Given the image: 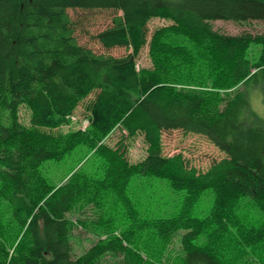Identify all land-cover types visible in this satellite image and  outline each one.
<instances>
[{"label": "trees", "instance_id": "16d2710c", "mask_svg": "<svg viewBox=\"0 0 264 264\" xmlns=\"http://www.w3.org/2000/svg\"><path fill=\"white\" fill-rule=\"evenodd\" d=\"M69 9L112 11L92 37L126 54L81 44ZM154 17L170 23L147 39ZM215 20H264V0H0V264H264V110L250 103L260 92L264 106V34ZM82 103L85 128L60 130ZM175 129L222 157L200 170L165 154ZM138 134L146 155L130 162ZM70 155L53 182L49 162ZM76 228L92 238L77 256Z\"/></svg>", "mask_w": 264, "mask_h": 264}, {"label": "rangeland", "instance_id": "374dc122", "mask_svg": "<svg viewBox=\"0 0 264 264\" xmlns=\"http://www.w3.org/2000/svg\"><path fill=\"white\" fill-rule=\"evenodd\" d=\"M69 14L76 20H80V27L76 31L78 41L88 47H91L98 53H108L114 56H121L126 54L124 47H115L111 49H105L101 44L92 36L100 30L107 27L111 21L112 11L107 10H71ZM170 20L162 17H154L147 23L149 39L151 33L156 28L169 24ZM214 29L227 34H240L250 33L251 35L264 34V20H250L246 22H234L226 20H215L212 21ZM137 67H147L151 65L150 56L148 52V46L145 45L136 57ZM251 106L256 112H262L264 106H262L261 93L258 92L256 95L251 94ZM83 103L78 106L73 117L71 126H62L60 130L66 131L69 128H85L86 120L83 111ZM20 119L22 122H27L28 111L25 108L20 109ZM119 138L118 131H114L108 138V142L113 145ZM162 148L165 154H173L176 152H182L184 156L189 160L191 165L205 170L214 161L222 157V153L210 143L204 136L199 134L187 133L180 129L164 132L162 134ZM146 155V144L143 140L142 135L138 134L129 141V147L127 151V157L130 162H136L141 160ZM74 155H70L67 161L49 162L45 169L47 177L57 183L62 180L74 167L75 161L72 160ZM85 161V158H84ZM86 165L87 162H84ZM213 195L210 189H206L203 192L201 202L194 208V214L198 217H204L207 215L208 210L212 204ZM91 212H87L90 214ZM92 214V213H91ZM164 215V213H162ZM258 223V222H257ZM72 239L73 253L75 256L82 253L92 243V238L85 231L76 228ZM178 242L175 240L174 246L178 247ZM116 260L112 257H107L104 264H114Z\"/></svg>", "mask_w": 264, "mask_h": 264}]
</instances>
